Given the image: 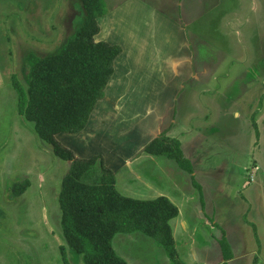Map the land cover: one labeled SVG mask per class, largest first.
<instances>
[{
  "label": "rangeland",
  "instance_id": "rangeland-1",
  "mask_svg": "<svg viewBox=\"0 0 264 264\" xmlns=\"http://www.w3.org/2000/svg\"><path fill=\"white\" fill-rule=\"evenodd\" d=\"M104 1L96 41L124 54L86 130L57 140L80 158L102 155L122 195L171 197L189 227L176 229V248L198 257L180 261L220 264L225 239L229 264H264V0ZM82 22L76 0H0V264H64L59 194L71 163L20 115L12 77L26 87L27 56L54 54ZM162 133L193 174L143 151ZM134 235L113 241L128 264H171L154 239Z\"/></svg>",
  "mask_w": 264,
  "mask_h": 264
},
{
  "label": "trees",
  "instance_id": "trees-1",
  "mask_svg": "<svg viewBox=\"0 0 264 264\" xmlns=\"http://www.w3.org/2000/svg\"><path fill=\"white\" fill-rule=\"evenodd\" d=\"M76 1L83 22L65 44L43 58L27 56L26 87L12 77L20 115L34 123L37 135L53 147L57 157L71 163L59 194L60 224L67 246L61 249L64 264H71L66 248L81 256L84 264H128L116 253L113 241L118 234L136 232L154 239L171 264H183L171 226L179 216V208L167 196L139 200L122 195L116 188L115 172L102 155L80 158L57 140L59 134L75 135L87 128L97 104L105 97L116 59L123 51L119 45L96 41L101 31L99 19L108 13L105 1ZM143 151L171 159L193 174L180 142L164 133L146 144ZM98 162L101 174L94 170ZM29 186L27 180L14 184L13 196L23 195ZM220 243L227 261L233 254L225 239Z\"/></svg>",
  "mask_w": 264,
  "mask_h": 264
},
{
  "label": "crops",
  "instance_id": "crops-1",
  "mask_svg": "<svg viewBox=\"0 0 264 264\" xmlns=\"http://www.w3.org/2000/svg\"><path fill=\"white\" fill-rule=\"evenodd\" d=\"M105 17H108V16H105ZM104 18V17H103ZM122 54L116 59V62H117V60L124 54V49L122 48ZM115 62V63H116ZM115 74V73H114ZM114 93V92H113ZM112 93V94H113ZM116 93V92H115ZM109 94V93H108ZM108 96L109 95H107V96H105V98L103 99V100H101L98 104H97V107H96V109H95V111L97 110V108H98V106H99V104H103L104 102H106L107 100H108ZM112 96H114V94L112 95ZM95 111H94V113L93 114H95ZM97 112V111H96ZM92 114V116H91V118L94 116ZM86 130V129H85ZM149 141H151V140H149ZM149 141L148 142H146L144 145H143V148L145 147V145L146 144H148L149 143ZM119 155H121L122 157L120 158L119 157V160L121 161V163L122 164H124V165H126V164H130V166H131V153H129V154H127V156H125L126 154H124L123 155V152H120L119 153ZM131 157V158H130ZM154 157H157V156H154ZM158 158V157H157ZM130 160V161H129ZM126 166H128V165H126ZM130 166H128L129 168H130ZM116 184H117V181H116ZM117 188V187H116ZM127 193H129L127 190H126V194H124L125 196L127 195ZM158 195V194H157ZM157 197H160L159 195L157 196ZM168 198L176 205V203H175V201L171 198V197H169L168 196ZM178 206V205H177ZM204 208H205V206L203 207L202 206V210H204ZM199 212V211H198ZM202 213V212H201ZM172 222L174 223L175 222V227H174V231H173V235H174V238H175V241L177 242V237H176V229H177V233L178 234H180V233H182V234H187L186 233V230L184 231V229H186L187 227H188V224L186 223V221L184 220V219H182L181 218V211H179V216L177 217V218H175V219H173L172 220ZM171 222V223H172ZM173 226V225H172ZM189 228V227H188ZM134 234H136V233H132V234H124V238H130L129 236H135ZM127 235V236H126ZM187 236V235H186ZM185 236H183V237H181V240H182V245H183V242H184V240H183V238H184ZM117 238H119V237H117ZM217 239H220V238H217ZM117 240V239H116ZM218 243H219V240H218ZM177 244V243H176ZM187 247H190V245H186L185 247H183V250H177V251H179L178 252V255H179V258H187L188 260H195L196 259V257L197 256H195V255H193L194 254V252H195V250L194 251H192V250H189V248H187ZM191 248H195V246H192ZM177 249V248H176ZM184 253H185V255H184ZM233 254V253H232ZM209 255L211 256L212 254H211V251H209ZM198 258V257H197ZM217 258H219V260L221 261V263L220 264H223L224 262H226V263H228L229 261H231L232 259H233V256L229 259V260H225L224 259V255H223V252H222V255L221 256H217L216 255V261H217ZM203 259H207V258H203ZM182 261V260H181ZM183 262V261H182ZM199 262H202L201 260H199ZM204 262H210L209 261V259H207V260H204ZM183 264H198V263H194V262H188V263H186V262H183ZM200 264H203V263H200ZM229 264V263H228ZM253 264H258V261H254L253 262Z\"/></svg>",
  "mask_w": 264,
  "mask_h": 264
}]
</instances>
